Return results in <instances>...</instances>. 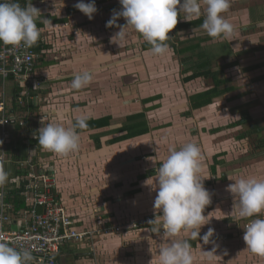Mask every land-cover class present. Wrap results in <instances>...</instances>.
<instances>
[{
    "label": "crops",
    "instance_id": "1",
    "mask_svg": "<svg viewBox=\"0 0 264 264\" xmlns=\"http://www.w3.org/2000/svg\"><path fill=\"white\" fill-rule=\"evenodd\" d=\"M76 3L78 0L31 1L40 11L36 23L43 24L40 36L48 46L43 61L37 65L45 83L32 92V106H38L32 116L33 126L20 132L10 129L14 146L7 153L8 179L21 176L12 155L15 148L21 147L19 144H25L26 159L32 158L34 163L53 170L58 203L67 209L78 230L121 226L123 231L92 241L68 242L60 247L57 264H121L113 259L114 253L117 257L121 252L120 240L132 242L140 233V239L146 240L153 231L142 226L150 220L157 219L155 228L162 230V212L154 207L158 191L156 169L172 149L179 150L188 143L200 148L199 175L205 179L203 184L210 194V203L203 210L206 224L200 234L210 227L215 230L212 242L196 243L193 257L202 252L211 261L221 259V264H264V256L247 249L243 240L247 220L238 217L239 197L228 191V186L242 176L264 179V150L252 148L255 135L239 139L246 128L236 125L246 113L254 121L263 120L260 123L264 126V115L251 114L247 109L254 101L258 108H264V76L259 74L264 73V67L259 70L260 64L245 65L246 60L241 59L237 65L243 67L237 69L245 73L254 71L258 77L255 87L248 84L241 88L222 73L220 78L229 82L221 89L233 90L213 98L209 105L193 108L195 103L206 100L203 93L213 87V82L192 77L193 72H198L192 59H185L191 52L176 58L168 48L166 54L154 55L150 49L142 48L147 42L131 27L126 29L127 39L119 47L111 40L118 27H106L113 10L121 9L119 0H95L97 12L92 19L79 11ZM199 4L201 13L190 20L205 17V0ZM247 10L241 20L264 25V7ZM183 18L182 13L178 23L187 21ZM225 18L228 20V16ZM54 19L64 21L56 24ZM230 19L229 23L237 25V17ZM123 23V18L117 21L118 25ZM188 31L198 32L193 38L205 39L196 54H203L208 48L213 52L210 45L219 39L208 36L202 28L171 32L176 37L185 36ZM132 43L138 44L135 54L118 59V47L120 52L130 50L134 48L130 47ZM196 43L197 40L191 44ZM262 44L255 45L262 46L255 49H260L261 54ZM240 53L250 55L245 50ZM202 56L207 57L205 52ZM85 70L93 73L92 81L80 90L72 89L74 74ZM14 85L10 80L3 83L0 76V96L4 93L6 97L7 115L18 116L13 109ZM140 115L143 119L138 118ZM80 117L88 122L86 128L77 130L80 146L75 152L59 155L29 141L48 123L69 127ZM96 138L98 149L94 146ZM191 231L182 230L167 241L192 240Z\"/></svg>",
    "mask_w": 264,
    "mask_h": 264
},
{
    "label": "clouds",
    "instance_id": "2",
    "mask_svg": "<svg viewBox=\"0 0 264 264\" xmlns=\"http://www.w3.org/2000/svg\"><path fill=\"white\" fill-rule=\"evenodd\" d=\"M206 15L201 28L210 37H227L234 31L233 25L223 15L230 8V0H205ZM121 9L113 10L106 27H118L111 38L119 47L127 39L129 27L142 35L151 45L154 55H164L168 51L169 33L176 27L178 16L184 14V20L193 15L199 16V0H119ZM89 19L97 12L95 0H78L74 5ZM40 11L32 4L21 6L18 0H0V43L5 46L30 48L40 38L36 18ZM123 18L125 24L118 25ZM93 79V73L85 70L74 74L71 87L80 90ZM32 106V105H31ZM32 117V116H31ZM87 127L84 117L65 127L59 123H48L37 132L39 145L47 151L67 155L75 152L80 146L78 129ZM201 151L198 145L188 143L179 150L172 149L166 160L156 169L155 180L158 191L154 207L162 212L164 235L177 236L182 230L191 229V239H202L208 244L215 230L208 228L201 237L200 229L205 225L203 210L210 203V194L205 189L199 173ZM9 174L0 156V187L8 181ZM228 191L239 197L238 217L247 220L243 240L247 249L253 254L264 256V179L241 177L228 186ZM157 219L149 224H156ZM161 227L153 228L159 232ZM215 251V249H213ZM213 251H208L212 253ZM34 257L29 250H18L4 242L0 237V264H32ZM159 264H193L192 245L188 240H173L161 247Z\"/></svg>",
    "mask_w": 264,
    "mask_h": 264
},
{
    "label": "built area",
    "instance_id": "3",
    "mask_svg": "<svg viewBox=\"0 0 264 264\" xmlns=\"http://www.w3.org/2000/svg\"><path fill=\"white\" fill-rule=\"evenodd\" d=\"M41 59L32 47L0 43V76L3 83L10 80L16 85V105L26 108L21 116L7 115L6 97L1 94L0 156L6 171L7 153L14 146L10 129L27 131L28 123L34 121L28 109L35 105L32 92L45 83L44 77L37 72ZM16 168L21 176L8 179L0 187V237L18 250L31 251L34 257L32 264H57V254L64 244L92 241L123 231L121 226L78 230L67 209L58 203L56 177L51 167H43L27 158L19 160ZM14 196L22 200L23 207L13 205L10 199Z\"/></svg>",
    "mask_w": 264,
    "mask_h": 264
},
{
    "label": "rangeland",
    "instance_id": "4",
    "mask_svg": "<svg viewBox=\"0 0 264 264\" xmlns=\"http://www.w3.org/2000/svg\"><path fill=\"white\" fill-rule=\"evenodd\" d=\"M262 7H264V0H230V9H228V11L226 12V14H224V16L225 17L228 16V20H231L230 16L237 17L238 26L233 23L234 31L231 35L227 37L222 36L223 38L221 39L218 38L219 40H216V42L214 41V43L210 45L211 49L213 50L212 53L214 57L213 63H212L213 68L215 70L222 69L223 76L230 78L234 82V84H236L237 86H240L241 88L242 86H245L248 84L250 85L249 87L251 88L255 87V80L258 77L256 73L254 74V71L245 73L241 69H237V68L243 67V66L239 67L237 65L238 61H241V59H244L246 60L245 65L253 66L251 64L256 63V64H260V67H258V69L264 67L263 65L264 64V53L262 54L259 53L260 49L255 50L257 47H260V48L262 47V46L255 47V45L257 44L261 45L262 43L264 44V25L260 27L259 25L258 26L254 25V23L252 22L248 24L246 23L247 20L245 21L243 19L241 20V16L247 9H249L247 10L249 12L251 11V9H254V8L258 9ZM206 8L207 6L203 7V10H205ZM197 33L198 32L192 33L191 31H188L187 35L190 37H193V35ZM183 36L184 35H182L181 37ZM132 44L134 46L130 45V47H134V48H131L130 50L127 49L126 51H123V52H120V49L118 47V50H116V55L118 59H120L121 56L128 57L131 54H135L136 52L135 50L138 49L137 48L138 44L136 45L134 43ZM241 50L248 51L247 54H250V55L240 53ZM226 51H229L228 55H225ZM243 55H246V56H243ZM234 62H236L235 66L233 65ZM259 74L264 76L263 72ZM258 85L260 84L258 83ZM262 86H264V83ZM240 107L241 106H239V109ZM241 109H244V107L242 106ZM247 109L250 111L251 114H255V115L263 114L264 115V108L262 109L258 108L257 101L250 103ZM232 110H235V108ZM160 231L149 234L148 238L146 239L147 241L140 239L142 236V233H140V235H137L135 240L132 242L120 240L118 246H120L121 252L120 253L118 252V254L116 255L117 257H115V253H114L113 259H115V261L121 262V264H159L160 248L167 246L169 243L172 242V240L167 241V240H170V238L163 234L164 233L163 229ZM197 256L198 257H193V264H221L220 262L221 259L219 261L217 260L211 261L209 259H206V256L202 255V252H198ZM137 257H139V259L136 260Z\"/></svg>",
    "mask_w": 264,
    "mask_h": 264
},
{
    "label": "trees",
    "instance_id": "5",
    "mask_svg": "<svg viewBox=\"0 0 264 264\" xmlns=\"http://www.w3.org/2000/svg\"><path fill=\"white\" fill-rule=\"evenodd\" d=\"M32 0H18V2L21 4V6H26L27 4H31ZM203 1V0H199ZM205 18V17H204ZM204 18L201 19H194V20H190V21H186V22H180L177 23L176 27L173 29L174 32H176L177 30H186V29H191V28H201V24L204 20ZM55 21L56 24L62 23L64 20H53ZM124 24V23H123ZM43 24H38L37 27L40 28L42 27ZM174 32H170L169 33V39L166 41V43L168 44V48H170L172 50V52L174 53V56L176 58H179L181 55H184L187 52H191L192 55L191 56H185V59L188 61L190 58L193 61V66L195 67V71L197 70L198 73H194L192 77H202V78H206V79H210L213 82V87L208 90L207 92L203 93V95H205L206 100L203 101V103H195L193 105V108H199L202 106H206L209 105L211 103V100L213 98L219 97L221 95H223L224 93H227L231 90H233V87H228V88H223L221 89L222 86L227 85V83L229 82L228 79L225 78H220L222 72L221 71H214L212 69V56L213 53L212 51L208 48V51L203 50V54L202 52H200V54H196V50L201 49V45L200 42H202L203 40H205L204 38H193L190 37L188 35H185L183 38L181 36H174ZM217 38H221V36L217 37ZM45 39L40 36L39 40L37 41V43L35 45L32 46V48L35 50V52L39 53L41 55V58L44 59L45 54L44 52L48 49L47 44L44 41ZM195 40H197L196 44H191L192 42H194ZM142 48L144 50H148L151 49V45L148 43L143 44ZM204 52L206 54L207 57H204L202 55H204ZM229 52V51H228ZM193 57H196L195 59ZM41 59V61H43ZM15 92H17L16 90V86H15ZM204 97V98H205ZM16 97L14 98L13 103L16 104ZM15 107H13V109L15 108V113L17 112L20 116L23 115L26 111V108H19L17 107V105H14ZM17 108V110H16ZM38 106H30L28 109V112L30 113L31 116H34V114L37 111ZM245 113V112H244ZM139 119H143V116L140 115L138 116ZM261 121L263 120H258V121H254V119L248 115V114H243V117L241 118V120L239 122H236V125H239L241 127H245L246 130L244 132H242L239 136V139H250L249 136H254L255 135V146L252 147L254 150L255 149H259V150H264V126L261 125ZM88 122V121H87ZM92 122V121H91ZM33 122H29L28 123V129L31 128L33 126ZM17 132L20 131H25L24 129L22 130H16ZM80 132V131H79ZM98 138H96L94 140V146L95 148H99L100 144L98 143ZM29 141L33 142V144H39L36 138L30 139ZM115 141V140H114ZM18 149L15 148L14 149V153L12 155V159L14 160V162H18L19 160H25L27 155H26V149L27 146L25 144H19ZM33 148V146H32ZM10 201L13 203V205L16 208L19 207H23V202L22 200H20L19 198H17L16 196L12 197L10 199ZM107 227V226H105ZM143 228H147L150 231H152L153 228H155V224H149V222L146 223V225L142 226ZM201 237L204 234H200ZM197 242H203L202 239H196V240H189V243L192 245V248L195 247Z\"/></svg>",
    "mask_w": 264,
    "mask_h": 264
}]
</instances>
